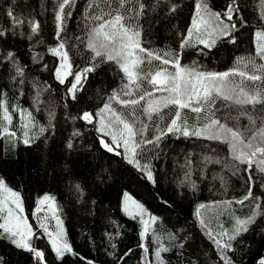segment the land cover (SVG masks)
<instances>
[{"label":"trees","instance_id":"16d2710c","mask_svg":"<svg viewBox=\"0 0 264 264\" xmlns=\"http://www.w3.org/2000/svg\"><path fill=\"white\" fill-rule=\"evenodd\" d=\"M62 2L0 0V102L5 99L13 107L28 108L44 129L28 145L23 143L22 133L14 139L6 138L0 106V177L20 191L31 218L38 197L45 192L54 194L72 252L57 257L44 228L35 225L30 243L44 253L40 260L34 252L16 247L0 230V264H160L154 262L153 254L161 247L168 249L161 252L163 264H225L209 232L222 243L231 244V250L223 252L232 264H244L264 236V215H258L249 230L235 240L230 241L228 236L233 234L236 220L251 215L255 204H260L259 211L264 212V174L254 170L252 197L237 203L248 193L249 184L245 165H239L240 172L233 174L235 161L229 145L221 140L185 137L175 131L157 142L155 137L166 131L177 109L169 106L149 114L144 111L147 97L134 106L115 102L137 129L136 157L150 166L154 182L147 179L144 170L128 162L121 148L116 149L121 155L103 149L96 120L89 124L80 115L85 111L96 113L114 93L122 99H136L153 87L142 82L139 89L131 87V96H124L122 93L129 89L125 88L127 79L119 64L95 57L88 47L94 27L89 5L101 0H72L65 6L61 31L56 17ZM197 2L133 0L135 8L144 5L136 20L141 26L142 46L166 59L178 55L180 64L204 73L246 71L241 58L254 61L257 67L264 65V59L256 55L254 35L256 30H264V0H236L239 11L231 21L236 24L232 31L235 43L229 42V37L217 40L211 48L194 41L181 48ZM229 3L231 0H208L209 8L221 13ZM34 24L39 25L35 32ZM61 43L72 70L83 73L75 99L68 91L72 77L63 84L56 77L59 56L51 49ZM9 53L13 55L9 57ZM151 62L156 67L163 65ZM87 68L93 70L84 73ZM229 79L239 83L241 78ZM261 84L255 82L256 87ZM245 107L253 115H264L260 106L256 111ZM212 111L228 127L244 132L249 126L240 106L218 98L208 115ZM204 117L205 113L181 110V121L193 128L207 123ZM147 140L153 143H144ZM125 190L159 216L157 234L148 231L141 238V221L121 207Z\"/></svg>","mask_w":264,"mask_h":264},{"label":"snow or ice","instance_id":"6c2138e0","mask_svg":"<svg viewBox=\"0 0 264 264\" xmlns=\"http://www.w3.org/2000/svg\"><path fill=\"white\" fill-rule=\"evenodd\" d=\"M72 0H63L57 13L58 27L62 31L64 10L66 5H71ZM93 9L89 19L94 21V27L89 33L88 47L94 52L95 57L106 58L108 61H116L123 74L127 79L125 88L128 91L123 92L124 96H131V86L140 88L141 83L151 84L152 91H145L144 94L139 95L136 99H120V95L114 93L109 99L110 101H117L125 107L129 105H138L141 101H145L146 97H151L155 92L167 93L162 98H157L154 101H148L145 112L151 114L160 111L161 108L174 106L177 110L167 126L166 131L161 132L159 136L155 137L158 142L162 136L168 133L178 132L183 136L203 137L205 139L221 140L229 145L230 156L235 163L233 164V174L240 172L239 165H245L243 171L247 174V183L249 184V191L242 200L237 203L243 204L245 200L252 197V187L255 183L254 170L264 174V115H253L245 106H250L252 111H256L257 106H260V111L264 112V65L257 67L252 60L244 61L241 58L245 70L233 69L231 72L224 73H203L183 67L179 62V56L176 59H166L158 55L141 44V26L136 23L137 18L143 13L144 5L139 4L138 8L134 7L133 0H101V3L89 5ZM173 11L175 8L172 9ZM239 11L236 5V0H231L227 4L223 12H215L209 8L208 0H199L196 4V13L190 25L188 32L181 41V48L190 46L195 40L196 43L203 45L205 48L215 46L217 40L231 37V43H235V38L232 37V31L236 29L235 23H228L233 21L234 15ZM12 16V13H8ZM39 25L34 24L32 31H37ZM256 41V55L264 59V30L255 32ZM64 44L61 43L58 48L51 49L53 55L59 56L62 59L61 66L56 71V77L61 84L65 82L68 75H73L71 72V65L68 63L67 53L62 51ZM143 54V55H141ZM9 57L13 54L9 53ZM167 55V54H165ZM152 60L160 61L163 65H169L175 69L174 73H170L166 68H159L155 72H145L142 67ZM92 68H87L84 73L92 71ZM261 73V74H257ZM17 74L22 75V70L17 69ZM230 76L240 77V82L237 83L229 79ZM82 74L77 72L74 74V83L68 89L75 99V93L78 90V85L81 84ZM245 81L249 82L245 84ZM262 82L260 87H256L255 82ZM230 102L232 105L240 106L243 111L241 115L246 116L249 121V126L244 132L239 129L228 127L227 124L222 123L219 118L215 117V112L212 111L208 115V110L212 109L216 104L217 99ZM2 106V102H0ZM189 109L193 113H205L207 123L199 127L189 128L186 123L181 121V110ZM107 113L108 115H102ZM31 114H29L30 117ZM99 119L100 127L98 131L101 133L100 143L101 147L107 152L121 155V152L116 151L117 148H123L128 154L129 163L135 161L136 149L139 143L136 141L137 129L133 123H130L122 114L112 108L111 103H106L98 113L83 112L80 119L91 124L96 119ZM3 119L11 124V116L7 107H4ZM259 121V124H257ZM31 122V121H30ZM25 128L29 125L25 124ZM4 133L9 136H15L14 132H9L8 128L3 129ZM44 131L43 128L40 129ZM143 130H141L142 132ZM248 133H251L250 135ZM25 139L23 143L28 145L30 140L28 132L24 133ZM110 139L105 141L104 137ZM144 143H153L152 140L144 141ZM71 147V143L68 145ZM219 163V161H216ZM137 167L139 164L137 163ZM147 179L153 181L151 171L147 172ZM0 192L5 193L4 197L0 199V214H3V223H0V230L7 234L16 247L22 248L29 252H34L36 257L43 260L44 253L35 250L30 243V238L34 235L32 226L27 223V219L23 217L24 211L20 196L5 185V182L0 179ZM52 198L45 196L40 204L44 205ZM126 201H131L137 210L136 214L143 217L145 209L139 203L132 201V198L125 193ZM231 203V202H225ZM52 205H49L51 207ZM205 205H200V208ZM260 204H255L252 214L245 219H237L236 227L233 234L228 236V239L235 240L238 236L249 230V226L255 223L258 215H264V212L259 211ZM37 212L41 211L37 208ZM124 211L135 218L132 212L128 210L127 205ZM199 215V212H197ZM154 222L155 218H150ZM149 220L141 219L143 231L141 238H143L149 231ZM204 225V221H200ZM48 234L51 240V246L54 249L57 257H63L65 253H71L72 248L63 239V229L61 222L57 220V226L60 231L53 234L48 231L44 225H40ZM224 235H228L225 233ZM208 236L213 240V243L218 249L223 252L224 249L231 250V244L222 243L220 239L212 236L209 232ZM143 247V245H141ZM145 253L148 252L144 248ZM168 251L167 248H159L155 255L158 259L161 257V252ZM221 259L225 264H231L230 259L226 255H221ZM163 264V260H160ZM264 264V261H261Z\"/></svg>","mask_w":264,"mask_h":264},{"label":"rangeland","instance_id":"374dc122","mask_svg":"<svg viewBox=\"0 0 264 264\" xmlns=\"http://www.w3.org/2000/svg\"><path fill=\"white\" fill-rule=\"evenodd\" d=\"M198 2H199V0H198ZM212 11H214V10H212ZM228 23H231V22H228ZM257 31H259V30H256V32ZM193 41L195 42V40H193ZM59 45L57 47H55V48H58ZM62 51L66 52L65 47H64V49ZM141 55H143V54H141ZM68 63H69V59H68ZM61 64H62V59H61V57H59V62H58V66L56 68V71L61 66ZM181 65L183 67L187 68L183 64H181ZM142 67L144 68L145 72H149V73L155 72L159 68H166L167 71L170 72V73H174L175 72V69L173 67L169 66V65H162L160 67H156V66H154V64L152 62L146 63ZM187 69L194 70L196 72H202V71H199L198 69L195 70L192 67H189ZM70 70L73 73V75H68L66 77V79L69 76H71L72 77L71 84L75 82L74 81V74L77 73V72H79V73L82 74V80H83V73H82V71H80V70L73 71L72 70V67H71ZM224 72H226V71H224ZM224 72H221V73H224ZM144 84L150 86L151 89L153 87L151 84H147V83H144ZM80 86H81V84L78 85V87H80ZM70 87H71V85H70ZM165 95H167V93L156 92V93L153 94V96L147 97V98H148V101H154L157 98H162ZM120 99H122V98L120 97ZM106 103H111L112 108L115 109L116 111H118L120 114H122L120 112V110L117 108L116 102L115 101H110V99H108L103 105H101L100 107H98L97 110H96V113L100 112V110L103 108V106ZM4 107H7L8 111H9V115L11 116L12 119H11V124H8L3 119V129L4 128H8V131L9 132H14L15 133V136H9V135L5 134L4 131L2 132L3 136H5L8 139H14L18 133H22L23 134V140H24L25 139L24 133H25V131H27L28 132V138H29L30 141H32L34 138H36L39 135L41 127L39 126L37 120H35L33 118L32 114L28 110V108L23 107V106H20V107L19 106H14L13 107V106H11L10 103H8L7 100L3 99L2 115H4ZM29 114H31L30 117H29ZM102 115L107 116L108 114L107 113H103ZM25 124H28L29 127L28 128H25L24 127ZM199 126H201V125H199ZM99 127H100L99 119L97 118L96 119V128H97V130H98ZM189 128L191 129L193 127L192 126H189ZM104 139H105V141H108L106 137H104ZM121 150H122V152L124 154V157L128 160L129 159L128 154L125 153V151H124V149L122 147H121ZM137 163L139 164V167L138 168L144 170L145 173H146V175H147V172L148 171H151V173H152V170H151L150 166L148 164L143 163L139 159H137V157L135 155V161L133 162V164L137 167ZM0 179H2L5 182V185L8 188H10L12 191L16 192L20 196L21 202H22V206H23V209H24L22 215H23V217H25L27 219V223L32 226V230H33V227L35 225H44V226H46L48 228V231L49 232H52L53 234H55L56 232L60 231V227L57 226V220H59L61 222V226H62V229H63V239L66 241V239H65L66 230H65L64 218L62 216L61 209L58 206L57 201H56V199L54 197V194L52 192H45V193H43L42 195H40L38 197L37 203H36V206H35V208L33 210V215H32V218H31V217H29V215H28V213H27V211H26V209L24 207L23 200H22V195H21L20 191L17 190L16 188L10 186L3 177H0ZM125 193H127V195L132 198V201H135L136 203H139V204H141L143 206V208L146 210L145 211V214L143 215V217H141L140 215L136 214L137 210L135 209V206L132 204L131 201H126V199H125ZM4 195H6V194L3 193V192H0V199H2L4 197ZM45 196H49L52 199L50 201L46 202L44 205H41L40 204V201ZM49 205H52V206L49 207ZM126 205L128 207V210L133 213V215L135 216V218L137 220L141 221V219H144V220H149L150 221V223H149V231L151 233H156V234L158 233V229H157L158 228V223H157V221H158V217L159 216L157 214H155V213L150 212V210L147 208L146 204L142 200H140L139 198H137L136 196H134L128 190H125L123 192V194H122L121 207H122L123 211H124V208H125ZM37 208H40L41 211L37 212L36 211ZM131 217H133V216H131ZM152 217L155 218L154 222H152L151 219H150ZM3 222H4V220H3V214H0V223H3ZM35 250H37V249H35ZM37 251H39V250H37ZM156 251L157 250H155L154 251V254H153V259H154V262L155 263L156 262H160V259H158L156 257V255H155ZM221 255H225V253L224 252H221ZM261 261H264V254L258 259V261H257L256 264H261ZM231 264H232V262H231Z\"/></svg>","mask_w":264,"mask_h":264},{"label":"water","instance_id":"95a60500","mask_svg":"<svg viewBox=\"0 0 264 264\" xmlns=\"http://www.w3.org/2000/svg\"><path fill=\"white\" fill-rule=\"evenodd\" d=\"M263 253H264V236L260 241L259 246L256 248L254 253L250 257H248V259L244 262V264H253L255 259L261 257Z\"/></svg>","mask_w":264,"mask_h":264}]
</instances>
